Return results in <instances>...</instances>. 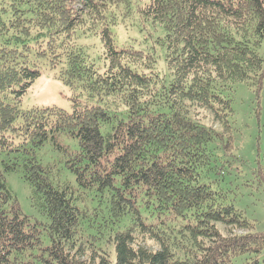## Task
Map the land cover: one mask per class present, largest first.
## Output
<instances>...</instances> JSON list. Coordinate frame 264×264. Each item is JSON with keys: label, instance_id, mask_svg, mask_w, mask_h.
Masks as SVG:
<instances>
[{"label": "trees", "instance_id": "trees-1", "mask_svg": "<svg viewBox=\"0 0 264 264\" xmlns=\"http://www.w3.org/2000/svg\"><path fill=\"white\" fill-rule=\"evenodd\" d=\"M121 3L130 1L0 0V155L14 162L4 172L21 165L47 220L40 229L21 216L0 172V264H264V233L201 179L217 177L209 144L234 150L230 101L219 88L264 86V0L138 6L164 33L166 75L153 70V53L114 45L104 13ZM78 33L99 36L102 71ZM44 65L96 104L21 110ZM200 110L221 131L204 125ZM61 134L78 142L69 170L78 189H93L95 206H80L71 184L53 185L32 156ZM257 156L264 181V152ZM215 225L246 232L223 236Z\"/></svg>", "mask_w": 264, "mask_h": 264}, {"label": "rangeland", "instance_id": "rangeland-1", "mask_svg": "<svg viewBox=\"0 0 264 264\" xmlns=\"http://www.w3.org/2000/svg\"><path fill=\"white\" fill-rule=\"evenodd\" d=\"M130 4L121 3L115 8L107 9L104 16L114 21L109 26L116 47L130 46L136 50L153 53L155 64L153 70L161 75L167 73L165 55L166 50L160 39L164 33L160 26L153 29L144 21L137 11L138 6L147 4L150 0H129ZM7 14H5L6 16ZM98 29V26L96 27ZM77 37V44L81 47L95 67L102 71L105 66L102 53L103 47L99 36L88 34ZM220 95L230 101L232 113L228 117L234 137V150L225 152L222 143L215 141L208 145L211 162L216 163L217 177L203 172L201 178L204 183L211 184L212 189L219 195V199L226 205L233 206L241 212L243 217L253 225L254 233H264V181L258 170V156L264 152V86L258 89L254 84H229L219 88ZM95 100H89L76 90L65 86L56 76L55 71L47 65L41 67V75L23 96L20 109L25 111L32 108L55 107L71 113L76 106H93ZM199 118L206 126L221 131L220 126L212 119L206 110H200ZM104 128L101 129L105 134ZM78 151L75 138L61 134L53 140L48 139L42 147L35 149L32 156L43 166L49 168L50 180L53 185L69 183L73 186L77 203L82 206H95L97 199L92 190L78 189L74 176L70 172L72 160ZM11 157L0 155V172H3L5 185L16 199L21 216L27 217L31 224H38L40 229L47 223L41 214L38 201L32 189L22 178L21 165L15 171L4 172V163L11 165ZM201 172V173H202ZM210 175V176H209ZM264 176V174H263ZM159 225V221H157ZM173 222L169 219L167 226ZM162 226V225H160ZM223 236L244 234L246 231L215 225ZM42 243H48V237L43 232ZM147 248L158 250L159 246L151 241L142 242ZM107 250L110 248L108 246ZM243 259V257H242Z\"/></svg>", "mask_w": 264, "mask_h": 264}]
</instances>
